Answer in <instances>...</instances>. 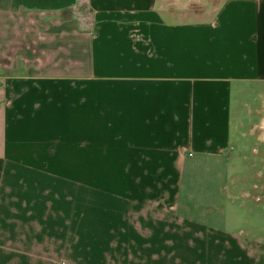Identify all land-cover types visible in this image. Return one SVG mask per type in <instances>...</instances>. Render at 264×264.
<instances>
[{"label": "crops", "instance_id": "obj_1", "mask_svg": "<svg viewBox=\"0 0 264 264\" xmlns=\"http://www.w3.org/2000/svg\"><path fill=\"white\" fill-rule=\"evenodd\" d=\"M263 112L264 0H0V264H264L194 180Z\"/></svg>", "mask_w": 264, "mask_h": 264}, {"label": "rangeland", "instance_id": "obj_2", "mask_svg": "<svg viewBox=\"0 0 264 264\" xmlns=\"http://www.w3.org/2000/svg\"><path fill=\"white\" fill-rule=\"evenodd\" d=\"M246 114V113H245ZM261 124L254 126L252 129H257L263 138V146L260 147L256 144V149L252 144L255 140H250V144H245L244 151L236 157L235 172L230 173L228 168V175L244 176L248 177L247 182H240L238 184V190H234L230 185L226 177H218L212 170L205 167L203 169L196 170L194 173V180L197 198L200 199L199 205L202 207V211H197V217L202 221H206L214 227H220L222 229H230L231 231H241L250 238L252 241L256 240L261 242L264 239V202L256 201L252 198H242L241 190L244 188L249 191H253L250 187L252 178L256 177L257 171L251 168V165L258 163L263 165L264 163V112ZM255 147V146H254ZM224 175L227 174V167L222 169ZM264 174L263 172H260ZM229 190L238 197L232 199L229 196ZM76 211H82L81 202V185L76 189ZM77 215H80L76 213ZM81 216V215H80ZM79 219V220H78ZM75 219V243L74 246H84L83 244V229L81 218ZM70 246V240H69ZM76 264V263H75Z\"/></svg>", "mask_w": 264, "mask_h": 264}]
</instances>
